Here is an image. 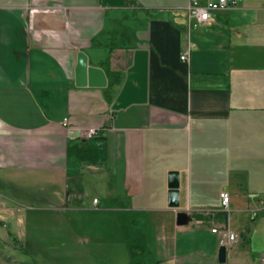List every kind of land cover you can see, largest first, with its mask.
I'll return each instance as SVG.
<instances>
[{
	"label": "crops",
	"instance_id": "1",
	"mask_svg": "<svg viewBox=\"0 0 264 264\" xmlns=\"http://www.w3.org/2000/svg\"><path fill=\"white\" fill-rule=\"evenodd\" d=\"M187 5L0 0V185L72 226L118 216L142 264H220L225 230L224 264H264V0Z\"/></svg>",
	"mask_w": 264,
	"mask_h": 264
},
{
	"label": "rangeland",
	"instance_id": "2",
	"mask_svg": "<svg viewBox=\"0 0 264 264\" xmlns=\"http://www.w3.org/2000/svg\"><path fill=\"white\" fill-rule=\"evenodd\" d=\"M0 195L31 205L0 200V264H142L141 238L118 228V216L106 226H72L74 217L34 208L32 193L13 184H1Z\"/></svg>",
	"mask_w": 264,
	"mask_h": 264
},
{
	"label": "built area",
	"instance_id": "3",
	"mask_svg": "<svg viewBox=\"0 0 264 264\" xmlns=\"http://www.w3.org/2000/svg\"><path fill=\"white\" fill-rule=\"evenodd\" d=\"M237 3V0H206L205 3H201L200 0H188L187 14L189 20H194L198 24H204L208 22L211 18V14L218 11H224L232 7ZM180 59L184 62H189L190 60V46L182 52ZM95 131L91 130L85 134V138H91L95 135ZM221 205L223 208L227 209L229 205V195L228 193L220 194ZM96 204L97 200H93ZM264 203V199H263ZM212 233H216L217 229H212ZM236 235L229 233L227 230L222 232V239L220 245L224 246L225 241H235Z\"/></svg>",
	"mask_w": 264,
	"mask_h": 264
},
{
	"label": "water",
	"instance_id": "4",
	"mask_svg": "<svg viewBox=\"0 0 264 264\" xmlns=\"http://www.w3.org/2000/svg\"><path fill=\"white\" fill-rule=\"evenodd\" d=\"M190 220V217L185 213H178L176 224L178 226L186 225ZM218 263L224 264L226 262V248L225 246H220L218 249Z\"/></svg>",
	"mask_w": 264,
	"mask_h": 264
},
{
	"label": "trees",
	"instance_id": "5",
	"mask_svg": "<svg viewBox=\"0 0 264 264\" xmlns=\"http://www.w3.org/2000/svg\"><path fill=\"white\" fill-rule=\"evenodd\" d=\"M26 207H31V206H26ZM23 249L25 250L26 248L24 247Z\"/></svg>",
	"mask_w": 264,
	"mask_h": 264
}]
</instances>
